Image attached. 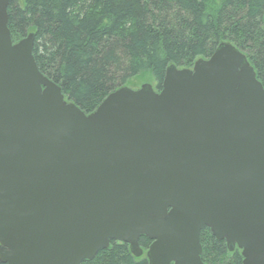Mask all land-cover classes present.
Instances as JSON below:
<instances>
[{"label": "water", "instance_id": "water-1", "mask_svg": "<svg viewBox=\"0 0 264 264\" xmlns=\"http://www.w3.org/2000/svg\"><path fill=\"white\" fill-rule=\"evenodd\" d=\"M0 0V262L81 264L151 240L148 264H204L207 227L264 264V87L218 44L191 68L108 94L85 114L13 43Z\"/></svg>", "mask_w": 264, "mask_h": 264}, {"label": "trees", "instance_id": "trees-1", "mask_svg": "<svg viewBox=\"0 0 264 264\" xmlns=\"http://www.w3.org/2000/svg\"><path fill=\"white\" fill-rule=\"evenodd\" d=\"M7 27L13 43L33 33L38 70L85 114L139 76L159 89L169 65L191 68L228 41L243 52L264 87V0H10ZM151 240L110 241L81 264H148ZM204 264H242L207 227L200 231ZM0 264H2L0 262Z\"/></svg>", "mask_w": 264, "mask_h": 264}, {"label": "rangeland", "instance_id": "rangeland-1", "mask_svg": "<svg viewBox=\"0 0 264 264\" xmlns=\"http://www.w3.org/2000/svg\"><path fill=\"white\" fill-rule=\"evenodd\" d=\"M143 83H149L152 87L154 86V82L151 80V78L148 75L139 76L137 78H134L130 81V83L127 85V87L137 89L142 85Z\"/></svg>", "mask_w": 264, "mask_h": 264}]
</instances>
